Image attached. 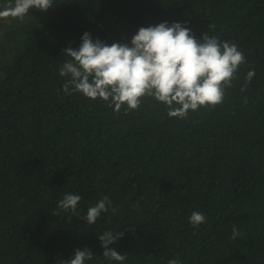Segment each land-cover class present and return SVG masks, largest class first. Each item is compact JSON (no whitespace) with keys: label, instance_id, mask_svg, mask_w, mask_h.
<instances>
[{"label":"trees","instance_id":"trees-1","mask_svg":"<svg viewBox=\"0 0 264 264\" xmlns=\"http://www.w3.org/2000/svg\"><path fill=\"white\" fill-rule=\"evenodd\" d=\"M164 21L243 52L221 104L182 119L151 97L116 112L63 91V50L85 31L130 44ZM68 193L80 216L105 196L118 211L88 225L58 208ZM193 211L206 222L192 226ZM108 230L124 232L109 245L123 264H264V0H55L0 19V264H66L78 248L86 264H120L102 255Z\"/></svg>","mask_w":264,"mask_h":264},{"label":"clouds","instance_id":"clouds-1","mask_svg":"<svg viewBox=\"0 0 264 264\" xmlns=\"http://www.w3.org/2000/svg\"><path fill=\"white\" fill-rule=\"evenodd\" d=\"M55 0H14L0 9V19H23L30 9L47 11ZM187 22H161L157 25L140 27L129 43L119 41L108 44L92 37L85 31L79 48L66 47L63 53L70 57L66 60L59 75L70 77L64 85L66 94L82 93L85 97L101 99L114 105L119 112L127 105L128 110L140 107L144 97H151L163 103L169 117L187 118L189 111L201 107H215L225 98L226 89L232 87L241 64L246 62L243 52L235 43L222 41L218 36L203 34L197 39ZM211 26V25H210ZM255 70L245 77V86L251 82ZM245 88L242 87L241 91ZM82 196L65 194L58 208L77 212ZM118 211L112 201L105 196L90 207L82 217L88 225L95 224L103 212ZM55 215L54 213H52ZM189 222L196 227L206 222L202 212L193 211ZM124 232L111 230L99 235L102 255L109 261L123 264L127 256L110 248ZM242 232L233 225L230 239L236 240ZM93 258L89 248L76 249L66 264H86ZM168 264H181L179 259H171Z\"/></svg>","mask_w":264,"mask_h":264}]
</instances>
